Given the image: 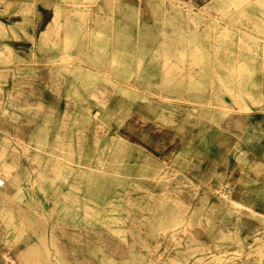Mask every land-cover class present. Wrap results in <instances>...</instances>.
Here are the masks:
<instances>
[{"label":"rangeland","instance_id":"obj_1","mask_svg":"<svg viewBox=\"0 0 264 264\" xmlns=\"http://www.w3.org/2000/svg\"><path fill=\"white\" fill-rule=\"evenodd\" d=\"M0 177V264H264V0H0Z\"/></svg>","mask_w":264,"mask_h":264},{"label":"bare ground","instance_id":"obj_2","mask_svg":"<svg viewBox=\"0 0 264 264\" xmlns=\"http://www.w3.org/2000/svg\"><path fill=\"white\" fill-rule=\"evenodd\" d=\"M247 12L252 6H247ZM6 181L0 177V187H4ZM21 191V188H19ZM71 207L75 206V203L70 204ZM75 207H73L74 209ZM66 204L60 208V217H58L53 225L49 228H43L40 233L35 234L34 229L30 230V233L35 234L36 241L28 236L24 242L25 250L22 253H18V258L22 264H71L66 257L64 258V252L62 251V245H73V240L80 238L84 234L81 230L68 231L66 228L60 225L64 219L71 221H77L73 210H68ZM76 226V225H74ZM20 231V230H19ZM21 234V232H19ZM23 234V233H22ZM87 238L91 241L93 233L86 231ZM63 242V243H62ZM50 246L52 248H50ZM74 255V254H73ZM105 264H110L108 260H105Z\"/></svg>","mask_w":264,"mask_h":264}]
</instances>
